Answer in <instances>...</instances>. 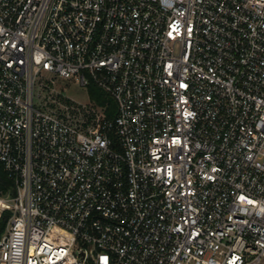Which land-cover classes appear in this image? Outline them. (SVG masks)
I'll use <instances>...</instances> for the list:
<instances>
[{"label":"built area","instance_id":"built-area-1","mask_svg":"<svg viewBox=\"0 0 264 264\" xmlns=\"http://www.w3.org/2000/svg\"><path fill=\"white\" fill-rule=\"evenodd\" d=\"M6 212L0 264H264V0H0Z\"/></svg>","mask_w":264,"mask_h":264},{"label":"rangeland","instance_id":"rangeland-1","mask_svg":"<svg viewBox=\"0 0 264 264\" xmlns=\"http://www.w3.org/2000/svg\"><path fill=\"white\" fill-rule=\"evenodd\" d=\"M42 76L37 79L36 81V85H35V98H36V103L37 105H40L39 102L44 103L45 99H44V95L49 94L51 91L52 93H50V95H52L54 97L55 100H57V102L59 100H63V101H69L70 99L76 103H87L90 101L91 97H90V87H84L80 84H78L75 81V78H60L56 75H54L53 73L49 72V71H45L43 70L42 72ZM53 78V82H49V86L48 89H44L40 87V80L43 79L45 82L48 79ZM51 80V81H52ZM93 103V101H92Z\"/></svg>","mask_w":264,"mask_h":264},{"label":"trees","instance_id":"trees-1","mask_svg":"<svg viewBox=\"0 0 264 264\" xmlns=\"http://www.w3.org/2000/svg\"><path fill=\"white\" fill-rule=\"evenodd\" d=\"M90 97L92 101H95L97 104L102 106H107L106 113L108 116H113L115 114L116 105L115 102L108 97L105 92H103L99 87L95 84H91L90 86ZM9 213L6 212L0 218V239L5 232L7 220H8Z\"/></svg>","mask_w":264,"mask_h":264}]
</instances>
